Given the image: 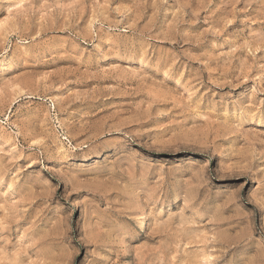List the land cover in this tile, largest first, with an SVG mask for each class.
<instances>
[{"label": "rangeland", "instance_id": "obj_1", "mask_svg": "<svg viewBox=\"0 0 264 264\" xmlns=\"http://www.w3.org/2000/svg\"><path fill=\"white\" fill-rule=\"evenodd\" d=\"M0 264H264V0H0Z\"/></svg>", "mask_w": 264, "mask_h": 264}, {"label": "bare ground", "instance_id": "obj_2", "mask_svg": "<svg viewBox=\"0 0 264 264\" xmlns=\"http://www.w3.org/2000/svg\"><path fill=\"white\" fill-rule=\"evenodd\" d=\"M141 221V226H144V219L140 220ZM140 226V227H141ZM146 226V225H145Z\"/></svg>", "mask_w": 264, "mask_h": 264}]
</instances>
